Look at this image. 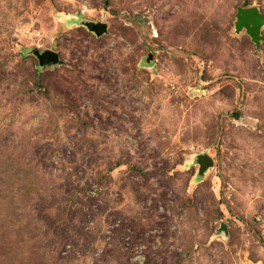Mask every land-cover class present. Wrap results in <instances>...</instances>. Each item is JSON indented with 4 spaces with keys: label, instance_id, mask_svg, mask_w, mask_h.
<instances>
[{
    "label": "rangeland",
    "instance_id": "rangeland-1",
    "mask_svg": "<svg viewBox=\"0 0 264 264\" xmlns=\"http://www.w3.org/2000/svg\"><path fill=\"white\" fill-rule=\"evenodd\" d=\"M238 7L264 16L0 0V264H264V25Z\"/></svg>",
    "mask_w": 264,
    "mask_h": 264
},
{
    "label": "water",
    "instance_id": "water-1",
    "mask_svg": "<svg viewBox=\"0 0 264 264\" xmlns=\"http://www.w3.org/2000/svg\"><path fill=\"white\" fill-rule=\"evenodd\" d=\"M235 17L234 28L236 32L244 29L251 40L258 45L263 40L260 29L264 25V16L256 7H238ZM83 26L95 36H101L107 32V25L103 22L86 21L83 23ZM33 55L36 57L39 67L57 65L60 62L59 54L50 49L42 51L34 50ZM198 163L200 164L199 173H202L205 169L213 165L212 159L206 155H200L198 157ZM220 229L225 230L223 224H221Z\"/></svg>",
    "mask_w": 264,
    "mask_h": 264
}]
</instances>
